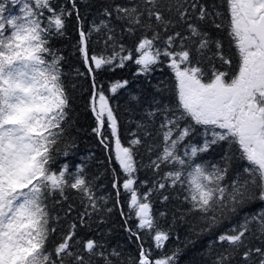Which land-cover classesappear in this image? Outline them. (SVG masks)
<instances>
[{
  "label": "snow or ice",
  "instance_id": "6c2138e0",
  "mask_svg": "<svg viewBox=\"0 0 264 264\" xmlns=\"http://www.w3.org/2000/svg\"><path fill=\"white\" fill-rule=\"evenodd\" d=\"M73 16L80 98L119 166L105 195L83 160H58L76 148L77 85L65 82L66 58L51 42ZM84 20L79 0H0V264H179L180 248L153 255L172 236L159 226L169 213L173 224L197 221L189 235L215 234L212 264H264V207L253 210L264 205V0H126L102 5L87 28ZM129 63L145 77L166 65L171 80L144 99L128 92L147 122L125 146L111 101L130 81L106 88L99 77ZM142 168L152 177L140 180ZM153 197L165 210L154 211ZM114 210L135 259L101 231Z\"/></svg>",
  "mask_w": 264,
  "mask_h": 264
},
{
  "label": "trees",
  "instance_id": "16d2710c",
  "mask_svg": "<svg viewBox=\"0 0 264 264\" xmlns=\"http://www.w3.org/2000/svg\"><path fill=\"white\" fill-rule=\"evenodd\" d=\"M65 2V0H62ZM126 0H79L80 11L83 14L85 20V27L87 28L91 22L96 19L98 22V10L105 3H125ZM211 3V0H209ZM96 37L93 36V40ZM132 37H126L125 43L129 46L133 43ZM78 40V32L76 31V18L73 16L70 20V26L67 29V35L65 37H59L52 40L51 45L54 49H59L60 52L66 58V62L63 64L62 71L66 74L64 80L68 85L76 84L75 90L69 88L71 95L74 97L73 102V114L72 122L68 129L70 138L75 139L76 148L72 150L71 157L66 158L59 156L58 160L63 162L66 159L72 164H78L82 160L87 165V171L99 179L96 181L98 192L97 195H105L111 191V172L110 168L115 167L119 169L118 164L114 162V141L110 139L109 147L105 149L100 143L99 138L92 132V128L95 127V123L92 115L85 114L84 101L81 100V89L79 85L82 83L76 77V69L79 68L83 71V66L80 62L79 54L76 51L74 45ZM136 66L129 63L123 69H117L114 73H104L99 80H102L104 86L107 88L109 83L119 79H128L130 81L129 88L127 90H121L115 99L111 102L114 106L118 107L117 116L121 123V142L127 146V142L132 139L131 133L137 132L138 122H147V118L144 113V107L146 105L136 106L134 104H127L128 92L140 94L142 99L146 98L149 94L156 91L157 85L161 81H170V71L166 65L159 66L153 71L150 76L144 75L135 76ZM86 87V85H85ZM156 125L160 122V117L154 118ZM151 130V129H149ZM143 135L142 132L139 133ZM152 139L145 140V144L152 143ZM63 147V145H61ZM140 157L143 159V164H148V155L144 147L139 149ZM112 157V161H109V157ZM154 158V155H153ZM207 158V157H206ZM218 158V157H217ZM139 159V158H138ZM139 179L144 180L152 177L150 170L141 169L139 172ZM229 181L226 180V183ZM102 186V187H101ZM146 191V189H143ZM70 197L73 200L78 201V197L75 193H70ZM122 203H125V197L121 198ZM154 211L165 210V205L159 203V201L153 197ZM111 207V204L108 205ZM177 206L175 200L170 201L166 207L172 209ZM264 205H257L253 210H258ZM125 211L127 206L125 203ZM197 223L193 217H188L187 222L180 221L179 224H173V218L171 213L167 217L159 220V226L163 230L172 228V236L166 243V247L163 250L153 249L154 257H158L163 252H171L176 248L182 249L179 257V264H212V257L209 255V246L215 239V234L205 233L200 236L189 235L191 232V225ZM122 220L117 211L114 210L111 219L106 224L101 225V231L106 234V238L114 245L117 242L121 244L126 255L131 259H135L137 256L136 245L127 241V234L121 228ZM130 224L134 226L135 221H130ZM227 227V225L225 226ZM111 229L109 233L108 230ZM223 229H221L222 231ZM179 236L177 240L176 237ZM186 236L188 239L194 240V244H187ZM152 241L149 240L145 243V248L149 247Z\"/></svg>",
  "mask_w": 264,
  "mask_h": 264
}]
</instances>
